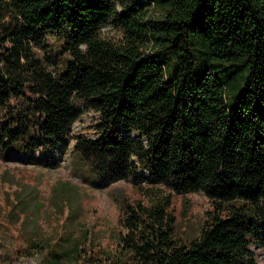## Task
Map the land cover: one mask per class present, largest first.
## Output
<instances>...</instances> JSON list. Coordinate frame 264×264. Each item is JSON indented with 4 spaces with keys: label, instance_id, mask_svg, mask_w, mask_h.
<instances>
[{
    "label": "trees",
    "instance_id": "16d2710c",
    "mask_svg": "<svg viewBox=\"0 0 264 264\" xmlns=\"http://www.w3.org/2000/svg\"><path fill=\"white\" fill-rule=\"evenodd\" d=\"M108 23L118 41L102 35ZM37 49L58 51L56 66ZM82 106L97 119L74 138ZM73 139L76 161L107 183L201 192L213 208L188 238L170 193L121 204L115 249L86 251V235L53 254L62 264H259L264 0H0V156Z\"/></svg>",
    "mask_w": 264,
    "mask_h": 264
},
{
    "label": "rangeland",
    "instance_id": "374dc122",
    "mask_svg": "<svg viewBox=\"0 0 264 264\" xmlns=\"http://www.w3.org/2000/svg\"><path fill=\"white\" fill-rule=\"evenodd\" d=\"M151 16L157 18L159 12L152 11ZM101 33L114 41L121 38L111 23ZM36 52L48 68L56 66L58 51ZM96 119L95 112L82 106L71 135L92 137L90 126ZM73 150L74 139L66 149L54 153L0 156V264H62L64 258L53 254H61L86 235L90 240L86 251L98 247L114 250L123 231L120 205L147 203V197L156 192L171 194L170 211L177 218L180 236L197 237L208 221L213 207L203 193L177 194L154 184L137 186L126 180L107 183L87 164L80 165ZM41 159L56 165L46 167L39 164ZM141 172L147 176L145 170ZM32 242H41L45 248L34 251L28 247ZM252 249L258 263L264 264V250Z\"/></svg>",
    "mask_w": 264,
    "mask_h": 264
},
{
    "label": "water",
    "instance_id": "95a60500",
    "mask_svg": "<svg viewBox=\"0 0 264 264\" xmlns=\"http://www.w3.org/2000/svg\"><path fill=\"white\" fill-rule=\"evenodd\" d=\"M14 150H15L16 152H18V151H19V146L16 145V146L14 147Z\"/></svg>",
    "mask_w": 264,
    "mask_h": 264
}]
</instances>
